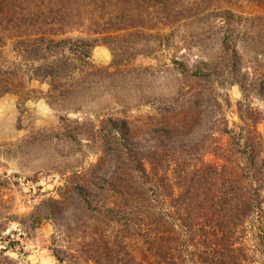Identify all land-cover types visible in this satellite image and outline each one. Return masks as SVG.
Segmentation results:
<instances>
[{
  "label": "trees",
  "instance_id": "1",
  "mask_svg": "<svg viewBox=\"0 0 264 264\" xmlns=\"http://www.w3.org/2000/svg\"><path fill=\"white\" fill-rule=\"evenodd\" d=\"M122 2L0 0V98L34 99L43 93L29 88V83L47 82L46 101L55 110H62L63 95L72 96L75 91L72 80L78 66L87 67L91 49L120 36L125 24L122 16L119 19L116 15V22L109 19L99 29L89 30L96 38L68 35L78 31L84 20L91 21L95 8L121 11ZM223 3L224 7L211 8L220 12L218 19L228 32L219 39L221 50L230 58H241L238 51L253 40L249 37L253 29L254 40L264 46V0ZM172 35L171 29L166 40ZM171 70L185 80L205 84L212 78L211 73L188 72L179 61L172 63ZM218 93L208 97L209 92H185L191 105L201 96L200 108L221 106L218 125L194 110L187 119L165 126L181 137L186 130L179 128H188L192 137L198 135L190 148V153L194 151L190 159H197L191 171L185 163L180 165L178 158H141L129 145L122 155L99 157L91 169L96 183L89 186L88 180H81L74 184L69 190L70 203L65 204L64 198L48 199L25 215L27 227L34 228L69 212L63 224L57 223L58 229H63L58 232L64 235L65 247L56 245L55 234L51 237L49 250L56 264H264V137L257 130L264 118L242 99L236 103L241 124L229 128L224 110L230 99L228 94ZM216 133L225 142L216 144L210 139ZM205 153L214 155L219 163L204 161ZM171 161L175 169L169 177L165 170ZM10 221L12 218L0 223V234ZM93 222L105 227V263L92 256L94 251L87 241L89 232L98 230ZM130 236L143 241L148 254L144 262L128 250L125 238ZM0 242L4 243L0 264H16L5 252L13 250L17 242H6L1 235Z\"/></svg>",
  "mask_w": 264,
  "mask_h": 264
},
{
  "label": "rangeland",
  "instance_id": "2",
  "mask_svg": "<svg viewBox=\"0 0 264 264\" xmlns=\"http://www.w3.org/2000/svg\"><path fill=\"white\" fill-rule=\"evenodd\" d=\"M123 3L124 7L118 9L121 11L95 8L91 21L84 20L78 31L68 35L96 38L89 30L99 29L109 19L116 22V15L119 19L122 16L125 24L120 36L91 49L87 67L78 66L72 80L75 91L72 96L63 95L62 110H55L46 101L47 82L29 83V88L43 93L34 99L21 101L13 95L0 98V223L12 218L0 235L6 242H17L13 250L5 252L16 264H56L49 250L51 237L55 234L56 245L65 247L64 235L59 233L63 229L57 226L65 222L69 212L34 228L27 227L25 215L48 199L64 198L65 204L70 203L69 190L81 180H88L89 186L95 184L91 169L99 157L122 155L131 145L141 158H178L179 164L185 163L191 171L197 159H190L194 154L190 148L198 135L192 137L188 128H179L186 130L181 137L165 126L187 119L194 110L218 125V112L223 109L206 105L200 108L201 96L191 105L185 92H209L208 97L217 92L228 94L230 106L224 116L229 128L241 124L236 103L242 99L264 118V88L259 80L264 79V46L254 40L253 29L249 33L253 40L238 51L241 58H230L221 50L219 39L228 32L218 19L220 12L211 8L224 7L223 0ZM171 29L173 35L166 40ZM174 61L183 62L188 72L211 73L212 78L206 84L185 80L171 70ZM109 120L116 122L113 125ZM257 130L264 137V120L257 124ZM210 139L216 144L225 142L217 133ZM202 158L219 163L209 153ZM174 169L171 161L165 170L169 177ZM93 224L98 230L89 232L87 241L93 248L92 256L105 263V227ZM125 244L139 261L148 258L139 237L125 238ZM3 245L0 242V250Z\"/></svg>",
  "mask_w": 264,
  "mask_h": 264
}]
</instances>
